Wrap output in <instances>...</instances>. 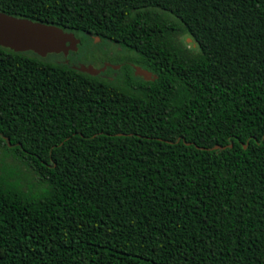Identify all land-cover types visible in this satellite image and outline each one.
Here are the masks:
<instances>
[{"label": "trees", "instance_id": "16d2710c", "mask_svg": "<svg viewBox=\"0 0 264 264\" xmlns=\"http://www.w3.org/2000/svg\"><path fill=\"white\" fill-rule=\"evenodd\" d=\"M0 11L73 32L79 51L111 40L156 75L0 46V142L41 181L0 168V264H264V0Z\"/></svg>", "mask_w": 264, "mask_h": 264}, {"label": "water", "instance_id": "95a60500", "mask_svg": "<svg viewBox=\"0 0 264 264\" xmlns=\"http://www.w3.org/2000/svg\"><path fill=\"white\" fill-rule=\"evenodd\" d=\"M96 40L99 38L97 37ZM79 44L80 39L73 32H67L52 24L0 11V46L2 47L15 52H33L41 58H46L49 54L62 53L64 56H68L71 51H78ZM75 68L97 76L106 69V66L96 68L93 65L80 64ZM136 73L146 80L156 78L151 72L140 67L137 68ZM214 148L218 149L220 146L217 145Z\"/></svg>", "mask_w": 264, "mask_h": 264}, {"label": "rangeland", "instance_id": "374dc122", "mask_svg": "<svg viewBox=\"0 0 264 264\" xmlns=\"http://www.w3.org/2000/svg\"><path fill=\"white\" fill-rule=\"evenodd\" d=\"M95 41L94 43L93 41L86 39V41L84 42L85 44L80 47V51L77 54H72L69 57L70 60H72L73 62L74 61L77 62V65L78 63L84 65H92L94 63V59L97 56L94 55L93 51L103 49L101 39ZM182 41L187 45L188 48H196L197 46L193 43V41L190 40V38H187V36L182 37ZM93 46L95 47L97 46L98 49L94 50L92 48ZM109 48L114 53L119 52L118 46L115 44L110 45ZM99 57L100 59H103L102 55H100ZM64 59L65 58L63 57V55H59V54H49L45 58V60L47 61H64ZM100 64L101 63L98 62L97 67H99ZM0 168L13 172L15 178L20 180L21 184L27 189L31 188L32 190H37L38 188L41 187V181L39 177L29 169V167L24 163L22 159H20L11 152H8L3 146V143L1 142H0Z\"/></svg>", "mask_w": 264, "mask_h": 264}, {"label": "flooded vegetation", "instance_id": "af4514ba", "mask_svg": "<svg viewBox=\"0 0 264 264\" xmlns=\"http://www.w3.org/2000/svg\"><path fill=\"white\" fill-rule=\"evenodd\" d=\"M89 37L92 39L91 41H95L97 37L93 36V35H89ZM80 39V38H79ZM100 39V38H99ZM96 42V41H95ZM94 42V43H95ZM102 48L100 50H95L98 49V47L93 46L92 48L96 51L94 52V55H97L96 58L94 59V67L96 68H103L106 66V69L101 72L99 75L103 76L105 79H109L112 80L116 77V75L118 74V71H121V69H126V71H123V75L124 76H128L131 77V74H133L134 76L138 77V78H142L144 79L141 75H138L136 73L137 68L140 67L144 70H147L149 72H151L153 74V76H156L154 74V72L149 68V66L146 65H139L135 62L132 61V58H135L136 55L135 54H131L127 49H122L118 46V53H114L113 51L110 50L109 46L112 44H115L113 41L111 40H104L102 41ZM81 44V43H80ZM78 45V51H71L68 56H64L62 53L59 55H63V57L65 58L64 61L66 63H70L73 67L80 65L77 62H73L72 60H70V56L74 53L79 52V46ZM100 48V47H99ZM24 53H28V52H24ZM97 53V54H96ZM100 55L103 56V59H100ZM101 63L99 67H97V63ZM146 80V79H145ZM148 81V80H147Z\"/></svg>", "mask_w": 264, "mask_h": 264}]
</instances>
